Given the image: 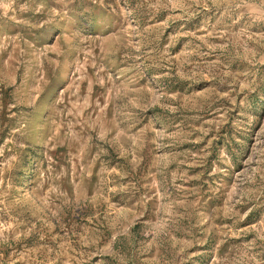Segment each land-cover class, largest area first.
<instances>
[{
    "label": "rangeland",
    "instance_id": "374dc122",
    "mask_svg": "<svg viewBox=\"0 0 264 264\" xmlns=\"http://www.w3.org/2000/svg\"><path fill=\"white\" fill-rule=\"evenodd\" d=\"M0 264H264V0H0Z\"/></svg>",
    "mask_w": 264,
    "mask_h": 264
}]
</instances>
